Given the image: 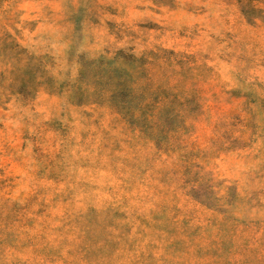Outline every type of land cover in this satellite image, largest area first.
<instances>
[{
    "label": "rangeland",
    "instance_id": "obj_1",
    "mask_svg": "<svg viewBox=\"0 0 264 264\" xmlns=\"http://www.w3.org/2000/svg\"><path fill=\"white\" fill-rule=\"evenodd\" d=\"M0 264H264V0H0Z\"/></svg>",
    "mask_w": 264,
    "mask_h": 264
}]
</instances>
